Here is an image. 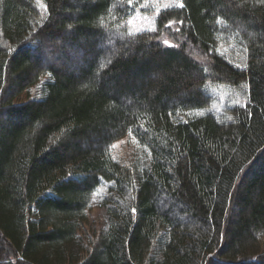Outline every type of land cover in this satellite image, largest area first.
<instances>
[{
  "label": "trees",
  "instance_id": "obj_1",
  "mask_svg": "<svg viewBox=\"0 0 264 264\" xmlns=\"http://www.w3.org/2000/svg\"><path fill=\"white\" fill-rule=\"evenodd\" d=\"M146 2L0 0V264H264V3Z\"/></svg>",
  "mask_w": 264,
  "mask_h": 264
},
{
  "label": "rangeland",
  "instance_id": "obj_2",
  "mask_svg": "<svg viewBox=\"0 0 264 264\" xmlns=\"http://www.w3.org/2000/svg\"><path fill=\"white\" fill-rule=\"evenodd\" d=\"M175 4L179 5L180 0H147L145 6L154 7L155 5L157 7H163V6L175 5ZM123 23L132 32H137V31L144 30V29H151L155 25V16L147 14V13H143V12H138L137 14L129 17ZM47 43L49 47L56 45L55 43H53L52 45L51 42H47ZM223 50L224 51L222 52L224 53H227V54L230 53L226 49H223ZM61 58L63 60L62 64L58 60ZM64 60H66V58L65 57L59 58V55H56L55 58L51 55L45 58V61H48L49 64L51 63L57 64L55 66L59 68H70V65H72V61L74 59L72 57L71 60L70 59L67 60L69 62H65ZM79 65H81V63ZM218 94L215 93L214 95H218ZM242 94L244 93L242 92L241 89L231 90V97L234 98L233 102L231 101V103L232 104L233 103L243 104L245 106L247 96L246 94L245 96ZM219 97L221 98V100L220 99H217V100L222 101L223 100L222 92L221 94H219ZM199 114H201V112L198 110L192 111V112H186L184 114L177 115L175 119L176 120H186V119L192 118ZM149 155H150L149 151L145 147L141 146L137 142V140L131 136L130 137L128 136L126 138H123L117 141L113 145V148H112V156L115 158V160L121 163H129L131 166H135V168L137 169L140 168L139 167L140 165H144L147 163L149 159ZM105 192H107L106 186L101 187L99 190L94 192L91 197L90 205L87 211L88 221H87V224L83 225L81 229L82 235H84L86 239L90 237L89 235L94 234L99 229L107 227L108 225L106 209L102 205V201L104 198L103 195Z\"/></svg>",
  "mask_w": 264,
  "mask_h": 264
},
{
  "label": "snow or ice",
  "instance_id": "obj_3",
  "mask_svg": "<svg viewBox=\"0 0 264 264\" xmlns=\"http://www.w3.org/2000/svg\"><path fill=\"white\" fill-rule=\"evenodd\" d=\"M130 2H131V0H130ZM260 2H261V3H264V0H260ZM183 6H184L183 3H180V4H179V7L182 8ZM165 43H168V42L165 41ZM169 46H172V45H169ZM133 211H135V210H133Z\"/></svg>",
  "mask_w": 264,
  "mask_h": 264
}]
</instances>
